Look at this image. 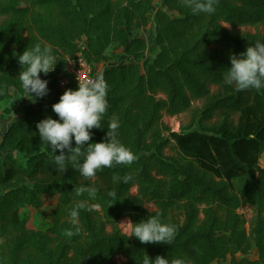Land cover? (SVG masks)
<instances>
[{
  "label": "trees",
  "instance_id": "1",
  "mask_svg": "<svg viewBox=\"0 0 264 264\" xmlns=\"http://www.w3.org/2000/svg\"><path fill=\"white\" fill-rule=\"evenodd\" d=\"M151 25L150 45L141 31ZM246 27L256 31H239ZM257 40L264 42V0H219L214 14H193L182 0H0V106L26 96L18 54L44 42L58 57L54 71L41 73L52 94L47 104L25 100L17 115L11 108L0 114V264H118V257L142 264L145 255L264 264V90L237 92L223 79L231 55ZM112 50L124 60L112 62ZM79 55L94 72L102 65L109 85L108 110L90 143L107 139L115 116L118 138L136 156L94 178L71 163L59 172L53 161L60 150L37 128L49 116L59 119L52 105L64 93L68 62ZM195 102L204 104L193 110ZM187 112L193 123L180 132L162 122ZM124 176L132 179L126 184ZM89 186L97 189L94 199L75 195ZM58 194L43 228H30L28 209ZM78 200L91 208L79 210V233L68 219ZM245 206L254 211L250 221L239 212ZM152 214L178 226L170 244L122 233V218L138 223Z\"/></svg>",
  "mask_w": 264,
  "mask_h": 264
},
{
  "label": "clouds",
  "instance_id": "2",
  "mask_svg": "<svg viewBox=\"0 0 264 264\" xmlns=\"http://www.w3.org/2000/svg\"><path fill=\"white\" fill-rule=\"evenodd\" d=\"M182 3L193 14H214L219 0H182ZM17 60L22 65L17 78L23 91L34 97V101L47 95L49 81L42 79L41 73L47 76L55 70L58 57L53 46L37 42L22 54H18ZM230 60L231 67L226 69L223 76L225 84L234 86L237 92L250 89L264 90V42L257 40L238 56L232 54ZM78 79V88H69L61 95L59 102L52 105L59 119L49 116L37 124L41 140L46 142L54 153L60 150V154L54 156L56 169L65 172L68 164L71 163L83 177L94 178L97 172L104 168L131 165L136 156L133 150L118 138L120 122L115 116L109 122L107 139L90 143L93 136L91 130L101 128V121L108 110L109 85L104 75L97 74L87 80L79 76ZM4 93L5 89L0 87V95ZM73 140L75 147L72 146ZM85 145L87 150L83 152L82 148ZM120 179L119 176L113 177L114 181ZM122 179L127 184L132 177L124 176ZM74 192L77 197L87 192L89 198L94 199L97 189L91 186L80 187L75 188ZM91 207H99V205ZM81 209L91 210L85 200H78L68 213L69 223L77 233L80 231L79 210ZM126 224L132 225L130 237L135 236L145 244L150 242L170 244L178 230L177 225L164 222L159 214H152L138 223L128 221ZM66 235L71 236L73 232L70 230ZM142 264H190V261L182 256L170 261L164 256L151 258L145 255Z\"/></svg>",
  "mask_w": 264,
  "mask_h": 264
},
{
  "label": "rangeland",
  "instance_id": "3",
  "mask_svg": "<svg viewBox=\"0 0 264 264\" xmlns=\"http://www.w3.org/2000/svg\"><path fill=\"white\" fill-rule=\"evenodd\" d=\"M160 5V3H157L156 7H158ZM177 14L176 13H173L172 16H176ZM240 32H251V33H254L256 30L255 28H252V27H246V28H242L239 30ZM146 40L149 42V44L151 45L152 42H153V39H154V30L153 28H147L144 30V35H143ZM117 55H119V58L116 60L117 58ZM108 57L111 59V61L113 62L114 60L117 61V62H121L124 60V56L121 55V50H112L109 52L108 54ZM111 62V63H112ZM103 69V66L100 65L97 69H96V73L99 74ZM64 91V90H62ZM27 96V97H26ZM26 96H21V95H16L11 101H9L8 103L6 104H3L0 106V114L3 112V110L5 108H11L14 112H15V115L18 114L19 112V107L21 105H23L24 101L27 100L29 102H36L37 105H40V106H44L45 104H47L50 99L52 98V94L50 91H48V94L45 95L44 97L42 98H37L35 101H34V97H32L30 94L26 93ZM160 97V96H159ZM162 97V96H161ZM160 97V98H161ZM203 102H195L193 104V110H196V109H199L203 106ZM192 118H193V115L191 112H187L185 114H181V115H178V116H175V117H170V116H167L165 115L163 117V124L168 126V128H170L172 131H176L177 128H179V132L183 129V128H187V127H191L192 125ZM234 119L235 121L238 120V116H234ZM0 139H1V132H0ZM166 153L168 155H172L174 154V151L173 149H168L166 151ZM263 162H264V157H263ZM132 194L133 195H136L137 194V191H136V188L132 189ZM59 198H60V194L56 195V196H51L49 197L43 207H41L40 209L36 210L32 207H30L28 209V215H29V227L30 228H43V221L46 220V215H49L50 213H52L57 205L59 204ZM147 209L149 211H153L155 210V207L153 205H147ZM241 214L244 215L245 219L250 221L252 220V218L254 217V211L251 207L249 206H245L243 208L240 209L239 211ZM128 221H131L129 218H122L120 221H119V227L122 231V233L130 236L131 235V230H132V225L131 224H126V222ZM132 222V221H131ZM248 228V226H247ZM256 257V253L253 252L252 254V258H255ZM116 261L118 264H121V263H124L126 260L124 258H121V257H118L116 258ZM217 264H230V259L226 260V261H222V262H219Z\"/></svg>",
  "mask_w": 264,
  "mask_h": 264
},
{
  "label": "built area",
  "instance_id": "4",
  "mask_svg": "<svg viewBox=\"0 0 264 264\" xmlns=\"http://www.w3.org/2000/svg\"><path fill=\"white\" fill-rule=\"evenodd\" d=\"M66 75L60 82V89L64 90L63 92L68 90L71 85L78 88L79 76L81 79L87 80L94 78L97 73L94 72L92 65L79 55L76 59L68 62ZM172 132H179V128Z\"/></svg>",
  "mask_w": 264,
  "mask_h": 264
},
{
  "label": "crops",
  "instance_id": "5",
  "mask_svg": "<svg viewBox=\"0 0 264 264\" xmlns=\"http://www.w3.org/2000/svg\"><path fill=\"white\" fill-rule=\"evenodd\" d=\"M150 27H151V28H153V26H152V25H151V26H149L148 28H150ZM146 29H147V28H146ZM144 30H145V29H144ZM144 30H142V31H141V35H142V36L144 35Z\"/></svg>",
  "mask_w": 264,
  "mask_h": 264
}]
</instances>
